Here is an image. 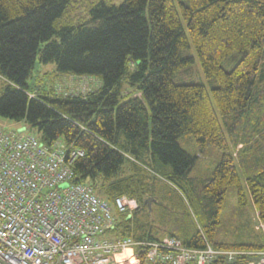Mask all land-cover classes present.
<instances>
[{
    "label": "trees",
    "instance_id": "obj_1",
    "mask_svg": "<svg viewBox=\"0 0 264 264\" xmlns=\"http://www.w3.org/2000/svg\"><path fill=\"white\" fill-rule=\"evenodd\" d=\"M113 1L0 0V120L24 125L46 146L61 141L83 150L73 165L74 184L88 185L110 204L118 197L135 201L131 211H114L109 238L168 237L193 249L208 243L264 250L214 243L217 213L184 238L153 235L140 217L169 190L196 195L187 174L198 156L179 145L192 135L200 151L221 152L201 195L217 208L229 187L241 195L240 171L264 223V0ZM181 18L203 73L217 83L211 95L228 138L205 87L172 79L193 61L182 55L189 40ZM233 53L239 59L226 71ZM37 57L62 75L95 79L98 86L86 93L29 95Z\"/></svg>",
    "mask_w": 264,
    "mask_h": 264
},
{
    "label": "built area",
    "instance_id": "obj_2",
    "mask_svg": "<svg viewBox=\"0 0 264 264\" xmlns=\"http://www.w3.org/2000/svg\"><path fill=\"white\" fill-rule=\"evenodd\" d=\"M20 125L0 120V264H264V250L109 238L114 211H131L135 201L110 204L74 184L73 165L84 151L61 141L46 146Z\"/></svg>",
    "mask_w": 264,
    "mask_h": 264
},
{
    "label": "rangeland",
    "instance_id": "obj_3",
    "mask_svg": "<svg viewBox=\"0 0 264 264\" xmlns=\"http://www.w3.org/2000/svg\"><path fill=\"white\" fill-rule=\"evenodd\" d=\"M123 1L114 0L113 4L120 5ZM79 11L77 13H80ZM181 22L189 40V48L183 51L182 55L183 57H190L193 61L189 67L177 71L172 79L176 84H199L205 87L223 132L228 138L226 125L211 95V91L217 87V83L214 79L207 78L203 73L200 60L190 41L186 23L182 18ZM238 59V53H233L223 64L224 69L230 71ZM27 86L26 92L29 95L39 96L44 92H50L52 89L58 94H75L96 89L98 81L85 77L62 75L56 71L54 64H43L37 57L31 76L27 80ZM20 127L24 128L22 131L32 133L22 124ZM17 128L19 129V127ZM250 141L253 142L254 140ZM262 142L264 143V139ZM254 144H258V142ZM179 145L189 154L198 156L195 166L187 174L195 188L196 195L187 198L179 190L167 191L165 200L161 204H153L151 210H148V215L141 214L140 216L142 217L141 220L147 222L148 231L158 236L174 234L178 238H184L200 230V227L207 223L212 213H217V225L213 234L214 243L230 248L264 245V223L258 217L259 213L253 205L243 174L238 171L241 195L238 194L236 186L229 187L223 203L217 208L201 195V189L204 181L210 178L220 162L221 152L214 147L200 151L192 135L181 137ZM240 147L238 146L233 150L234 156ZM210 219L212 220V217Z\"/></svg>",
    "mask_w": 264,
    "mask_h": 264
},
{
    "label": "water",
    "instance_id": "obj_4",
    "mask_svg": "<svg viewBox=\"0 0 264 264\" xmlns=\"http://www.w3.org/2000/svg\"><path fill=\"white\" fill-rule=\"evenodd\" d=\"M153 199L152 198H149L148 200H147V204H148V206H150L151 204V201H152Z\"/></svg>",
    "mask_w": 264,
    "mask_h": 264
},
{
    "label": "bare ground",
    "instance_id": "obj_5",
    "mask_svg": "<svg viewBox=\"0 0 264 264\" xmlns=\"http://www.w3.org/2000/svg\"><path fill=\"white\" fill-rule=\"evenodd\" d=\"M70 146V145H69Z\"/></svg>",
    "mask_w": 264,
    "mask_h": 264
}]
</instances>
